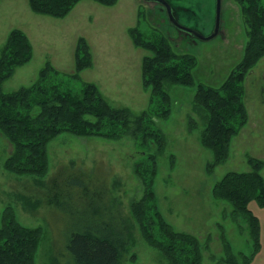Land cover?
Listing matches in <instances>:
<instances>
[{"label":"rangeland","instance_id":"obj_1","mask_svg":"<svg viewBox=\"0 0 264 264\" xmlns=\"http://www.w3.org/2000/svg\"><path fill=\"white\" fill-rule=\"evenodd\" d=\"M176 3L183 8L179 12L182 25L205 36L212 34L216 0H176ZM261 4L264 6V0ZM140 10L145 13L140 23L144 35L165 37L177 53L197 58L194 71L197 82L220 87L243 57L248 38L236 0H222L221 31L211 41H200L179 30L170 22L165 7L155 2L119 0L115 6L107 7L85 0L69 16L57 19L34 13L29 0H0V55L10 31L16 28L27 34L34 48L32 61L17 69L3 85L4 91L31 85L50 61L59 72L55 82L63 90L80 94L85 83H95L113 106L141 113L150 103V92L142 84V61L150 53L137 48L128 32L138 25ZM80 37L89 42L94 65L81 72L78 79L73 74ZM244 86L249 122L233 138L229 160L213 174L206 171L213 153L200 144L205 124L200 112L194 110V88L167 85L172 115L168 120L154 118L153 127L167 136V150L159 157L155 182L160 210L176 230L197 236L204 246L209 242L203 250V264H221L225 258L222 235L236 254L251 255L254 250L246 223L233 221L232 206L212 195L215 184L227 173L251 171L248 157L264 161V58L249 72ZM190 118L196 122L193 131L189 130ZM12 148L1 135L0 226L4 209L12 206L21 223L45 229L37 264H77L69 240L88 219L104 225L108 222L119 225L122 221L134 225L130 206L144 192L134 173L135 164L145 157L146 147L139 140L132 136L111 141L63 134L49 145V172L43 178L6 171L4 164ZM262 173L264 176V169ZM39 181L47 188L58 183L61 194L44 195ZM20 195L29 197L31 209L25 207ZM35 203L38 205L34 207ZM94 208L99 209L98 217L93 216ZM251 209L261 221L262 244L252 264H264V209L255 202ZM134 242L125 264H168L144 241L138 228H134ZM133 254L136 260L130 261Z\"/></svg>","mask_w":264,"mask_h":264},{"label":"trees","instance_id":"obj_2","mask_svg":"<svg viewBox=\"0 0 264 264\" xmlns=\"http://www.w3.org/2000/svg\"><path fill=\"white\" fill-rule=\"evenodd\" d=\"M82 1L85 0H29V6L36 14L64 19ZM93 1L107 7L119 2ZM168 1L179 19L183 8L176 0ZM236 1L241 6L248 39L242 59L220 87L196 81V57L177 53L165 37L144 35L140 23L145 19V13L140 10L138 25L128 30L134 45L150 53L142 61L143 88L150 92V103L139 114L127 107L113 106L95 83H85L80 94L63 90L55 82V75L59 72L50 61L31 85L5 92V82L34 56L27 34L17 28L10 31L0 55V136H4L13 147L4 164L6 171L17 176L45 177L50 166L49 145L66 133L111 141L132 136L146 147L144 159L134 166V173L144 188L141 199L133 201L130 206L134 225L125 221L119 225L111 222L104 225L92 223L87 218L80 232L74 233L69 240V249L77 264H125L135 244L134 228H138L144 241L168 264H203V250L209 242L204 246L197 236L176 230L160 210L155 182L159 174V157L167 150V136L153 125L154 118L168 120L172 115V97L167 85L194 88V110L200 112L205 124L200 144L213 153V160L206 167L207 173L213 174L217 167L229 160L233 138L249 122L244 100L245 80L264 58V6L261 0ZM75 57L73 77L79 79L81 72L94 65L92 49L86 38H79ZM195 124L190 118V131L195 129ZM171 159L174 167L175 156L172 155ZM248 162L251 171L227 173L215 184L212 195L217 201H226L232 206L230 217L233 221L246 223L254 250L251 255L236 254L222 235L226 256L221 264H252L262 248L261 221L251 204L255 202L264 209V161L248 157ZM37 184L46 196L53 192L61 194L62 187L58 183L50 188L41 181ZM28 198L25 195L19 197L25 207L31 209ZM37 205L35 203L34 207ZM98 215L99 209L94 208L93 216ZM45 236L42 226L24 225L18 220L14 208L7 206L0 226V264H37ZM129 260H136V255Z\"/></svg>","mask_w":264,"mask_h":264},{"label":"water","instance_id":"obj_3","mask_svg":"<svg viewBox=\"0 0 264 264\" xmlns=\"http://www.w3.org/2000/svg\"><path fill=\"white\" fill-rule=\"evenodd\" d=\"M147 2H155L158 4H161L165 7L168 18L170 20V22L177 27L179 30L188 33L190 35H192V37L200 40V41H211L213 39H215L221 31V20H222V0H216V23H215V28L212 32L211 35L209 36H205L203 35L200 31L196 30V29H191L188 28L184 25H182L179 21V19L176 17V15L174 14V10L172 5L170 4V2L168 0H144Z\"/></svg>","mask_w":264,"mask_h":264},{"label":"crops","instance_id":"obj_4","mask_svg":"<svg viewBox=\"0 0 264 264\" xmlns=\"http://www.w3.org/2000/svg\"><path fill=\"white\" fill-rule=\"evenodd\" d=\"M230 72H231V71H230ZM230 72H229V73H230ZM228 75H229V74H228ZM228 75H227V76H228ZM226 78H227V77H226ZM226 78H225V79H226ZM142 84H143V82H142Z\"/></svg>","mask_w":264,"mask_h":264}]
</instances>
